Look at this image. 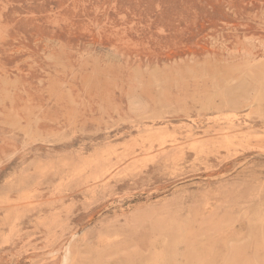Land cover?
I'll return each mask as SVG.
<instances>
[{"label":"rangeland","instance_id":"374dc122","mask_svg":"<svg viewBox=\"0 0 264 264\" xmlns=\"http://www.w3.org/2000/svg\"><path fill=\"white\" fill-rule=\"evenodd\" d=\"M264 264V0H0V264Z\"/></svg>","mask_w":264,"mask_h":264},{"label":"bare ground","instance_id":"6f19581e","mask_svg":"<svg viewBox=\"0 0 264 264\" xmlns=\"http://www.w3.org/2000/svg\"><path fill=\"white\" fill-rule=\"evenodd\" d=\"M69 242L70 241H68L63 247V251H62L63 253H62L59 264H75L74 258H73L74 252Z\"/></svg>","mask_w":264,"mask_h":264}]
</instances>
